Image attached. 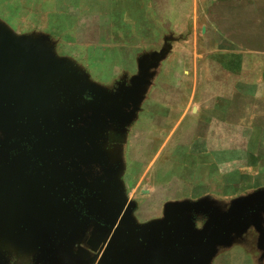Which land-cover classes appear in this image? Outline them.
Here are the masks:
<instances>
[{
    "label": "water",
    "instance_id": "1",
    "mask_svg": "<svg viewBox=\"0 0 264 264\" xmlns=\"http://www.w3.org/2000/svg\"><path fill=\"white\" fill-rule=\"evenodd\" d=\"M78 70L41 38L16 35L0 21V252L76 264L75 244L98 247L93 236L82 240L92 226L113 231L132 264H207L218 244L249 227L264 250V190L232 201L201 231L177 214L205 203L168 205L160 224L134 226L126 213L117 222L124 201L105 146L135 118L147 71L110 92ZM132 248L144 251L131 256Z\"/></svg>",
    "mask_w": 264,
    "mask_h": 264
},
{
    "label": "crops",
    "instance_id": "2",
    "mask_svg": "<svg viewBox=\"0 0 264 264\" xmlns=\"http://www.w3.org/2000/svg\"><path fill=\"white\" fill-rule=\"evenodd\" d=\"M246 29L238 22L207 21L199 37H192L188 61L167 72L175 81L159 84L154 91L147 87L124 133L114 138L109 134L105 152L117 171L124 201L117 222L126 213L134 226L160 224L168 205L205 203L208 208L177 214L188 219L194 231H201L205 213L211 216L213 209L226 213L232 201L264 190V44L256 46L259 51L245 48ZM199 46H206L205 52H198ZM223 58L229 61L217 69ZM255 76L252 84L244 80ZM248 141L256 142V149ZM261 226L264 230V214ZM93 227L82 240L93 236L100 240L98 247L92 251L75 244L76 264H132L121 255L113 231L106 234ZM258 236L249 227L228 245L218 244L216 251L240 255L231 264H262ZM252 245L259 254L257 261L250 255ZM143 251L132 248L128 254Z\"/></svg>",
    "mask_w": 264,
    "mask_h": 264
},
{
    "label": "rangeland",
    "instance_id": "3",
    "mask_svg": "<svg viewBox=\"0 0 264 264\" xmlns=\"http://www.w3.org/2000/svg\"><path fill=\"white\" fill-rule=\"evenodd\" d=\"M215 20L247 28L245 48L259 51L256 46L264 44V0H0V21L13 33L41 38L56 57L69 61L90 82L110 92L130 86L141 68L147 71L149 91L173 83L167 72L188 61L192 37H199L205 23ZM259 20L261 25L256 23ZM205 47H197L198 52H205ZM228 61L220 59L217 69ZM244 80L252 84L257 77ZM246 144L257 147L256 142ZM217 214L223 213L213 209L211 215ZM234 236H229L231 241ZM252 250L250 255L257 261L259 254L254 246ZM16 255L1 251L0 264H8L13 256L30 257ZM239 259L238 254L214 251L210 262L231 264Z\"/></svg>",
    "mask_w": 264,
    "mask_h": 264
},
{
    "label": "flooded vegetation",
    "instance_id": "4",
    "mask_svg": "<svg viewBox=\"0 0 264 264\" xmlns=\"http://www.w3.org/2000/svg\"><path fill=\"white\" fill-rule=\"evenodd\" d=\"M8 264H33L31 260L17 259L16 257L10 258Z\"/></svg>",
    "mask_w": 264,
    "mask_h": 264
}]
</instances>
